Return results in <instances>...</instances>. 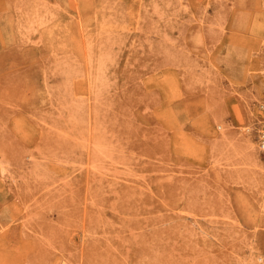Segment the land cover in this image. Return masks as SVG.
<instances>
[{
  "label": "rangeland",
  "instance_id": "rangeland-1",
  "mask_svg": "<svg viewBox=\"0 0 264 264\" xmlns=\"http://www.w3.org/2000/svg\"><path fill=\"white\" fill-rule=\"evenodd\" d=\"M262 104L264 0H0V264H264Z\"/></svg>",
  "mask_w": 264,
  "mask_h": 264
},
{
  "label": "built area",
  "instance_id": "built-area-1",
  "mask_svg": "<svg viewBox=\"0 0 264 264\" xmlns=\"http://www.w3.org/2000/svg\"><path fill=\"white\" fill-rule=\"evenodd\" d=\"M260 147L264 150V132L261 130V134H260Z\"/></svg>",
  "mask_w": 264,
  "mask_h": 264
},
{
  "label": "bare ground",
  "instance_id": "bare-ground-1",
  "mask_svg": "<svg viewBox=\"0 0 264 264\" xmlns=\"http://www.w3.org/2000/svg\"><path fill=\"white\" fill-rule=\"evenodd\" d=\"M262 107H264V104H262ZM263 129H264V127H263ZM264 131V130H263Z\"/></svg>",
  "mask_w": 264,
  "mask_h": 264
}]
</instances>
